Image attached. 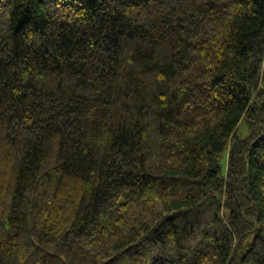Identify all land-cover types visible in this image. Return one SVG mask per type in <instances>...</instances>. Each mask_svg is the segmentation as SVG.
<instances>
[{
  "label": "trees",
  "instance_id": "1",
  "mask_svg": "<svg viewBox=\"0 0 264 264\" xmlns=\"http://www.w3.org/2000/svg\"><path fill=\"white\" fill-rule=\"evenodd\" d=\"M0 264H264V0H0Z\"/></svg>",
  "mask_w": 264,
  "mask_h": 264
},
{
  "label": "rangeland",
  "instance_id": "2",
  "mask_svg": "<svg viewBox=\"0 0 264 264\" xmlns=\"http://www.w3.org/2000/svg\"><path fill=\"white\" fill-rule=\"evenodd\" d=\"M238 136L246 137L250 133V127L245 120H242L238 125Z\"/></svg>",
  "mask_w": 264,
  "mask_h": 264
}]
</instances>
